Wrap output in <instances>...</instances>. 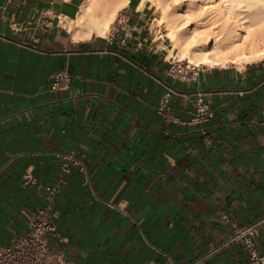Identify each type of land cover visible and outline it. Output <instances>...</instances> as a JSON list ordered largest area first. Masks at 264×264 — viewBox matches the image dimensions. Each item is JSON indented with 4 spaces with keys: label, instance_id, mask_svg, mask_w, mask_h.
I'll return each mask as SVG.
<instances>
[{
    "label": "crops",
    "instance_id": "crops-1",
    "mask_svg": "<svg viewBox=\"0 0 264 264\" xmlns=\"http://www.w3.org/2000/svg\"><path fill=\"white\" fill-rule=\"evenodd\" d=\"M85 1L0 0V245L25 231L21 209L41 206L56 185V154L73 153L86 176L63 175L53 217L68 259L188 264L221 246L233 223L264 215V59L172 80L151 7L132 0L118 11L126 38L76 40L65 22ZM60 69L70 86L54 91L48 77ZM168 89L172 119L157 111ZM194 92L214 113L207 123L189 122ZM25 175L36 184L23 185ZM254 239L264 253V221ZM245 259L229 243L205 264Z\"/></svg>",
    "mask_w": 264,
    "mask_h": 264
},
{
    "label": "bare ground",
    "instance_id": "bare-ground-1",
    "mask_svg": "<svg viewBox=\"0 0 264 264\" xmlns=\"http://www.w3.org/2000/svg\"><path fill=\"white\" fill-rule=\"evenodd\" d=\"M132 0H86L68 29L76 40L104 36L117 12ZM138 9L155 7L154 21L169 28L177 56L207 67L264 59V0H135ZM133 3V2H132ZM176 57V56H175Z\"/></svg>",
    "mask_w": 264,
    "mask_h": 264
},
{
    "label": "built area",
    "instance_id": "built-area-1",
    "mask_svg": "<svg viewBox=\"0 0 264 264\" xmlns=\"http://www.w3.org/2000/svg\"><path fill=\"white\" fill-rule=\"evenodd\" d=\"M130 32L129 18L120 12L111 23L106 35L107 39L111 41L120 36L126 38ZM201 69L202 67L187 60L172 56L167 60L166 75L172 80L191 84L197 81ZM48 80L52 90L64 91L70 86L71 74L67 69L56 70L49 75ZM171 93L172 90L168 89L157 107V111L165 119L173 118L168 106ZM192 95L194 101L189 122L199 125L207 123L213 118L214 113L205 101L204 94L194 92ZM56 155L61 159L60 177L56 185L44 187L45 201L41 206L30 212L21 209L26 217V229L9 244L0 245V264H74L66 256L63 244L67 242V239L57 233L53 217L55 215L56 196L60 192V186L65 183L63 175L69 174L73 169L85 175L86 163L81 157L73 153H57ZM85 183L89 184L87 178H85ZM22 184L33 185L36 184V180L30 175H25ZM106 206L120 209L118 205L112 203H106ZM221 217L228 221L226 214H222ZM263 221L264 215L262 218L246 224H232V233L222 245L237 243L243 248L246 252V259L240 264H264V253L258 251L254 239L257 228ZM52 238L54 243H51ZM221 246L195 257L188 264H205L208 258Z\"/></svg>",
    "mask_w": 264,
    "mask_h": 264
},
{
    "label": "rangeland",
    "instance_id": "rangeland-1",
    "mask_svg": "<svg viewBox=\"0 0 264 264\" xmlns=\"http://www.w3.org/2000/svg\"><path fill=\"white\" fill-rule=\"evenodd\" d=\"M182 1H184V0H177L176 1V3L177 4H179V3H181ZM151 9H152V11L154 12V17L155 18H160V13L158 12V11H156L155 10V7L153 8V7H151ZM118 15V12H117V14H116V16ZM115 16V17H116ZM69 22H71V21H67V22H65L66 24H69ZM154 23H156L155 21H154ZM71 24V26H72V30H74L76 27H75V24L74 23H70ZM111 25V24H110ZM158 25V24H157ZM160 27L162 28V30H161V32H162V34H163V37H164V44H165V46H166V49H167V52H169V49H171V48H173L172 47V43H171V41H170V39L169 38H167V32H168V27L166 26V24L164 23V24H162V25H160ZM67 30V29H66ZM70 33V32H69ZM106 34H107V32H106ZM70 35H71V33H70ZM176 53H178V50H177V48H175L174 50H173V54H171L169 57H172V56H176V57H178L177 56V54ZM169 54H170V52H169ZM179 58V57H178ZM185 60H187V59H185ZM199 67H206V66H203V65H199Z\"/></svg>",
    "mask_w": 264,
    "mask_h": 264
}]
</instances>
